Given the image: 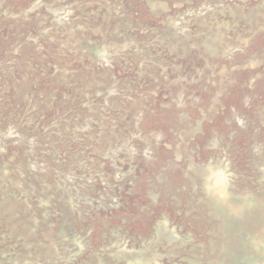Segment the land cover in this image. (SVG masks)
<instances>
[{
	"label": "rangeland",
	"instance_id": "obj_1",
	"mask_svg": "<svg viewBox=\"0 0 264 264\" xmlns=\"http://www.w3.org/2000/svg\"><path fill=\"white\" fill-rule=\"evenodd\" d=\"M0 264H264V0H0Z\"/></svg>",
	"mask_w": 264,
	"mask_h": 264
}]
</instances>
